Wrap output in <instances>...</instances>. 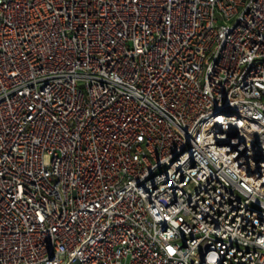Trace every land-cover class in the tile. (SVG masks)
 I'll use <instances>...</instances> for the list:
<instances>
[{"label":"built area","instance_id":"1","mask_svg":"<svg viewBox=\"0 0 264 264\" xmlns=\"http://www.w3.org/2000/svg\"><path fill=\"white\" fill-rule=\"evenodd\" d=\"M0 264H264V0H0Z\"/></svg>","mask_w":264,"mask_h":264}]
</instances>
